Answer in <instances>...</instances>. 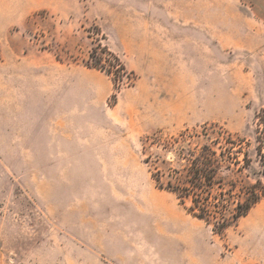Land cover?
<instances>
[{"label": "rangeland", "instance_id": "obj_1", "mask_svg": "<svg viewBox=\"0 0 264 264\" xmlns=\"http://www.w3.org/2000/svg\"><path fill=\"white\" fill-rule=\"evenodd\" d=\"M97 44L136 76L114 103ZM263 106L264 0H0V263L187 264L166 206L197 264H264V199L214 234L144 163L206 124L253 144Z\"/></svg>", "mask_w": 264, "mask_h": 264}, {"label": "trees", "instance_id": "obj_2", "mask_svg": "<svg viewBox=\"0 0 264 264\" xmlns=\"http://www.w3.org/2000/svg\"><path fill=\"white\" fill-rule=\"evenodd\" d=\"M86 67L105 73L113 83L112 102L127 80L133 86L136 76L128 72L119 57L97 44L85 63ZM253 144L211 124L200 130L181 132L170 141L160 142L157 135L152 145L158 154H148V166L156 188L173 194L188 215L221 235L236 225L250 209L264 199V106L254 118ZM175 164V165H174ZM258 167L254 183L249 182L253 165Z\"/></svg>", "mask_w": 264, "mask_h": 264}, {"label": "crops", "instance_id": "obj_3", "mask_svg": "<svg viewBox=\"0 0 264 264\" xmlns=\"http://www.w3.org/2000/svg\"><path fill=\"white\" fill-rule=\"evenodd\" d=\"M162 211L164 212L167 221L158 224V227L163 228L160 232L155 234L168 239V244L171 243L173 249L178 254H182L179 253L182 248H187L189 253L186 252L185 254L181 255L182 259L187 264H197L194 256L203 253L205 249L204 247L200 246L199 243L194 242V239H200L199 228L195 224L177 219L176 215L172 213L166 206L162 207ZM171 216L173 220L170 219ZM165 252L166 250L164 253Z\"/></svg>", "mask_w": 264, "mask_h": 264}, {"label": "built area", "instance_id": "obj_4", "mask_svg": "<svg viewBox=\"0 0 264 264\" xmlns=\"http://www.w3.org/2000/svg\"><path fill=\"white\" fill-rule=\"evenodd\" d=\"M1 264V263H0Z\"/></svg>", "mask_w": 264, "mask_h": 264}]
</instances>
